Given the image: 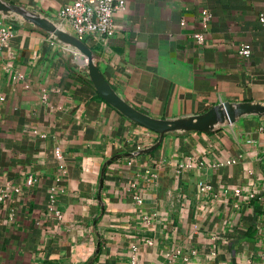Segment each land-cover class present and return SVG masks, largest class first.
<instances>
[{
    "label": "crops",
    "instance_id": "crops-1",
    "mask_svg": "<svg viewBox=\"0 0 264 264\" xmlns=\"http://www.w3.org/2000/svg\"><path fill=\"white\" fill-rule=\"evenodd\" d=\"M6 1L51 17L75 0ZM261 14L264 0H126L114 35L87 45L137 109L197 115L264 102ZM83 63L27 25L0 51V264L261 263L264 116L134 156L158 135L107 104Z\"/></svg>",
    "mask_w": 264,
    "mask_h": 264
},
{
    "label": "water",
    "instance_id": "water-1",
    "mask_svg": "<svg viewBox=\"0 0 264 264\" xmlns=\"http://www.w3.org/2000/svg\"><path fill=\"white\" fill-rule=\"evenodd\" d=\"M0 18L14 26L27 25L41 30L71 52L81 56L84 59V63L80 68L88 75L90 84L98 95L127 119L158 135L154 143L137 151L134 156L154 152L162 145L166 135L184 136L194 132L213 134L243 117L264 116V102H223L214 105L202 114L174 119L152 117L125 100L103 75L94 59L95 53L93 49L69 30L62 28L49 15L37 9L0 0Z\"/></svg>",
    "mask_w": 264,
    "mask_h": 264
},
{
    "label": "built area",
    "instance_id": "built-area-1",
    "mask_svg": "<svg viewBox=\"0 0 264 264\" xmlns=\"http://www.w3.org/2000/svg\"><path fill=\"white\" fill-rule=\"evenodd\" d=\"M125 9L126 0H75L71 5L52 15L51 18L62 28L69 30L80 40L87 43L90 39L100 38L105 40L112 37L115 33V15L118 12H123ZM200 20L203 32L194 35V40L197 44L203 43L205 35L208 33L209 27L214 20V15L211 11L205 9L201 12ZM259 23L264 35V14L259 16ZM14 32L15 26L13 24L0 21V51L9 47ZM239 55L243 58H249L252 55L251 47L247 44L241 45ZM57 153L58 157L61 158V154ZM5 188L11 192L10 187L7 186ZM55 190V188L51 190L52 194ZM14 192L18 193L20 190L16 188ZM6 195L8 193L4 194V196ZM50 198L52 202L55 201L54 195H51ZM55 214L58 218L62 216L58 210L55 211ZM175 257L173 256V258ZM169 264H172V261ZM257 264H264V259L261 263Z\"/></svg>",
    "mask_w": 264,
    "mask_h": 264
}]
</instances>
